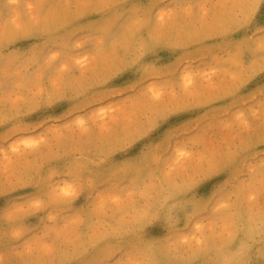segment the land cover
<instances>
[{
    "label": "rangeland",
    "instance_id": "rangeland-1",
    "mask_svg": "<svg viewBox=\"0 0 264 264\" xmlns=\"http://www.w3.org/2000/svg\"><path fill=\"white\" fill-rule=\"evenodd\" d=\"M0 264H264V0H0Z\"/></svg>",
    "mask_w": 264,
    "mask_h": 264
}]
</instances>
